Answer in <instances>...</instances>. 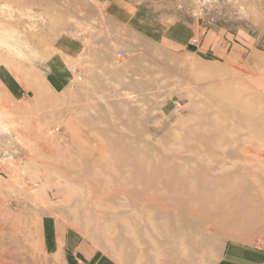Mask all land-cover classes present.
<instances>
[{
    "label": "rangeland",
    "instance_id": "1",
    "mask_svg": "<svg viewBox=\"0 0 264 264\" xmlns=\"http://www.w3.org/2000/svg\"><path fill=\"white\" fill-rule=\"evenodd\" d=\"M136 1H139L138 7L147 10L156 21L155 33H151L155 40H145L152 38L146 30L141 34L143 41L138 48L139 45H132L133 37L120 30L123 42L119 40V46L131 47L128 53H121L124 58H116L117 66L122 69L120 76L93 79L86 87V97L72 103L73 93L68 91L57 99L44 84L33 89V83L40 80L37 76L43 74L46 61L53 56V47L64 37L73 40L85 34L96 35L98 37L91 38V42L106 43L111 31L115 30L110 28L105 15L91 0H0V23L18 32L21 42L18 50L14 47L9 49L0 41V68L6 66L15 73H29L33 81L32 96L28 95L26 101L20 103L22 105L19 100L10 99L5 87L0 95L2 99H10L6 105H0L3 118L0 119V127L13 138L12 153L0 161V264H66L71 257L89 263L98 256L108 257L116 264H129V253L120 252L118 228L112 224L113 211L110 210L115 209L117 215L122 213L118 206L127 200L126 195L115 194L117 190L122 191V185L114 190L108 185L104 191H97L94 187L93 192L90 185L93 186L91 181L94 177L90 174L92 171L97 175L99 167L96 165L88 172L84 170L85 162L81 164L87 175L72 176L75 170L69 169L72 173L63 168L70 175L66 179L47 168L46 171L55 176L58 184L46 183L42 177L45 171L41 167L45 158L43 146L52 145L54 141L58 145L60 143L66 154H70L76 138L70 133L75 128L83 133V138L103 145L151 140L160 143L162 148L171 149L179 144L173 145L169 137L179 134L182 141H189L193 146L200 136L195 129L199 122L209 117H217L219 122H224L226 113L219 109L220 101L225 98L229 99L228 102L233 101L230 109L239 111L234 101L238 97L253 108L254 123L264 127V0ZM86 12L91 19L79 22L76 14L81 19ZM174 21L196 26L194 40L201 41L204 47L187 50L167 42L166 31ZM19 74L17 77L20 78ZM77 77L82 78L80 74ZM36 84L39 85L38 82ZM18 90H21L19 86ZM18 108H27L28 115L15 113ZM206 108L210 110L207 112L209 117L204 116ZM227 122L234 130L240 127L233 120ZM26 132L29 139L18 137ZM241 136L249 137L247 132H242ZM253 145L262 148L264 142L256 138ZM179 147L184 149V154L196 153L194 148L190 149L184 143ZM105 152L104 162L113 160L112 151L108 148ZM71 155V162H74L78 155L76 151ZM181 157L169 156L172 160ZM110 169L111 174L109 170L104 171L106 178L112 176ZM259 187L264 188V183ZM53 190L58 191L57 196L60 197L54 196ZM61 194L64 197L61 198ZM112 197H116L118 202L111 200ZM260 205L264 206V203ZM50 219L65 224L67 228L72 223L76 230L89 219L92 227L88 234L92 241L84 240L70 227L60 252L57 250L54 255L47 256L42 248L41 230L44 221ZM156 230L159 234L151 232L149 241L155 244L157 252L137 254L130 264H168L174 260H180V264H210L211 252L229 241L249 243L255 246L254 249L264 248V224L255 229L248 228L240 238L221 237L211 230L204 236L197 234L193 239L184 237L181 246L187 251L166 253H163L166 239L162 229L156 227ZM72 233L78 241L73 249L66 244ZM99 233L107 234L110 243L94 245ZM137 238L144 245L149 243L139 234ZM196 241L200 243L201 250L189 251Z\"/></svg>",
    "mask_w": 264,
    "mask_h": 264
},
{
    "label": "bare ground",
    "instance_id": "2",
    "mask_svg": "<svg viewBox=\"0 0 264 264\" xmlns=\"http://www.w3.org/2000/svg\"><path fill=\"white\" fill-rule=\"evenodd\" d=\"M0 25V41L6 43L9 49L14 47L19 50L21 47L20 34L12 28H5L1 23ZM1 45L3 46V43ZM18 50H16L17 53ZM12 65L14 64L12 63ZM16 69L20 71V69ZM17 74L19 73L17 72ZM0 76L2 78V72H0ZM2 81L3 79H0V95H2L4 87ZM236 89L238 88L236 87ZM0 99V105H6L10 100L8 97L7 100ZM228 100L225 98L219 103V109L222 108L226 113V116L223 115L224 122H219L217 117H209L207 112L210 110L206 108L204 116L209 118L201 120L199 127L195 128L200 136L197 137L193 146H190L189 141H182L179 134L169 137L173 145L184 143L190 149L194 148L196 153H185V155L184 149H181L179 145L177 148L166 149L162 148L160 143H154L151 140L144 143L119 142L115 144L111 142L109 145H103L82 137L84 141L75 138L72 144L78 145V147L72 149L70 154H68L69 152L66 154L60 147V143L58 145L51 140L52 145L45 143L44 149L42 148V154L45 157L41 161V167L45 170L42 177L46 183L56 182L58 184L55 181V176L46 171L47 168L52 169L57 176L69 179L70 175L63 171L65 170L63 168H67L68 171H70L69 169L75 170L72 176L76 174L81 177L84 174L87 175L86 171L94 170L97 165L99 167L97 175L92 171L90 174L94 177L91 181L93 186L90 185L93 192L94 187L98 189L97 191H104L109 187L108 185L112 190L122 185V191L117 190L115 193L118 195L123 193L127 198L125 202L119 203L118 210H122L121 215H117L115 209L109 208L113 211L112 224L118 228L116 233L120 252L129 253V264L133 262L137 254L157 252L155 244L149 241L151 232L154 235L159 234L156 227L162 229L161 233L166 239L163 253L187 251L181 246L182 238L193 239L197 234L204 236L210 230L221 237L240 238L243 236V232L245 234L248 232V228L255 229L264 224V206L260 205L264 203V188L259 187V184L264 183V146L256 148L253 145L256 138L264 142V127L254 123V110L247 101H243L239 97L236 98L234 101L239 108L237 111L234 108L230 109V105L234 102L231 101V103ZM14 112L26 115L28 109L21 108L19 111L15 109ZM1 115L0 113L2 120ZM11 115L13 114L11 113ZM227 119L237 122L240 127L234 130ZM32 130L30 132L35 136ZM242 132H247L249 137H242ZM23 133L18 137L21 139L30 138L27 132ZM12 145L13 138L4 128L0 127V161L10 156ZM108 148L112 151L113 160L104 162L105 149ZM72 151H76L78 155L74 162H71ZM169 156L182 157L172 160ZM82 162H85L86 165L85 172L82 170ZM109 166L112 168V176L106 178L105 170H109L111 174ZM70 172L73 173V171ZM70 179L75 180L74 178ZM53 191L54 196L59 194L58 191ZM53 191L51 192L53 193ZM40 193L39 190L38 196ZM62 194L61 198L64 195ZM111 200L118 202L116 197H112ZM91 224L92 222L90 223L89 219H86L83 222L84 226L78 227L77 230L72 223L68 225L82 235L84 240L92 241L88 234L92 227ZM58 226L57 229L60 233L66 228L63 223ZM95 229L97 230V227ZM99 234L94 245L98 247L99 242L110 243L107 234ZM137 234L149 243L142 244L137 238ZM36 238H38L37 235ZM196 250H201L198 241L189 248V251ZM103 260L106 262L107 259ZM69 264H73V262L70 261ZM168 264H180V260H174Z\"/></svg>",
    "mask_w": 264,
    "mask_h": 264
},
{
    "label": "crops",
    "instance_id": "3",
    "mask_svg": "<svg viewBox=\"0 0 264 264\" xmlns=\"http://www.w3.org/2000/svg\"><path fill=\"white\" fill-rule=\"evenodd\" d=\"M91 1L100 9L101 13L105 15L110 28L115 30V32L109 29L111 33L108 36L109 39L105 40L106 43L91 42V38L98 37L96 35L92 36L85 34L82 38L73 40L64 37L63 40L61 39L53 47V56L46 61L47 64H45L42 70L43 74L41 75L39 73L37 76L40 80H35L34 83L30 80L31 77L29 73L26 75L24 72L19 78L13 69L6 66L0 68V72H2V78L0 76V79H3L2 84L9 92L11 100H19V104L25 102L28 95H30V97L32 96L31 83H33V89H37L36 86L44 84L43 86L46 87L49 92L57 96V99L63 97V95L69 91L73 93L72 103L79 102L81 99L83 100V97H86V87L91 85L93 79L116 78L120 76V70L122 71V69L117 66L116 58H124L121 53L126 54L131 50L129 46H119L118 41L120 40L123 42V34L121 35V31H126L133 37L132 45H139V43L143 41L141 40V36H143L141 34H144L146 30L150 32L149 35L152 36V38L147 37L145 40L151 41L153 38V40H155V37L151 33L154 32L156 21L147 10L138 7L137 4H139V1ZM87 14L88 12H86L81 19L78 14H76V17H78L79 22H85L91 19L87 17ZM196 33V26L194 27L190 23L186 24L174 21L173 24H170L168 27V31H166L167 35L165 40L171 43L173 47L178 45L187 50L188 48L190 49V47L199 50L204 47V44L198 41V39L196 44L192 42L195 39ZM138 48H140V45ZM262 55L264 57V52ZM79 74L82 77L81 79L77 77ZM37 82L39 85L36 84ZM18 86L21 88L20 91L18 90ZM26 115H28V112ZM82 134L83 133L76 128L73 134L70 133V135L76 136V139H80L81 141L83 140ZM77 147L78 145H74L75 149ZM74 148L71 147L70 150ZM59 223L55 221L52 222L50 219L44 221L42 225V248L47 252H45L47 256L54 255L57 253V250L60 252L62 241L64 237H66L68 230L71 229L70 227H66L64 231L60 233L57 229ZM73 231L76 232L75 230ZM76 239L77 236L73 234L68 237L66 244L73 249L78 243ZM253 247L255 246L249 243L229 241L220 249H214V253L211 252V257L209 256L210 264H264V248L258 247L254 249ZM104 258L107 259V263L103 260ZM70 261H72L73 264H104V262L105 264H116L108 257H99V259L95 257L92 261H89V263L88 261H83L81 258L75 259L71 257L67 259L66 264H69Z\"/></svg>",
    "mask_w": 264,
    "mask_h": 264
},
{
    "label": "built area",
    "instance_id": "4",
    "mask_svg": "<svg viewBox=\"0 0 264 264\" xmlns=\"http://www.w3.org/2000/svg\"><path fill=\"white\" fill-rule=\"evenodd\" d=\"M196 42H197L196 40H193V43H194V44H196ZM121 55H122V54H121ZM122 56H123V55H122Z\"/></svg>",
    "mask_w": 264,
    "mask_h": 264
}]
</instances>
